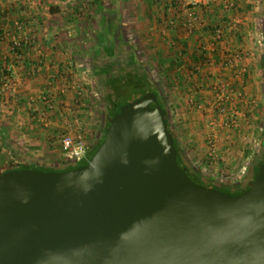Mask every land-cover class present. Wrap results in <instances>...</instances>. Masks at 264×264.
<instances>
[{
	"label": "water",
	"instance_id": "1",
	"mask_svg": "<svg viewBox=\"0 0 264 264\" xmlns=\"http://www.w3.org/2000/svg\"><path fill=\"white\" fill-rule=\"evenodd\" d=\"M157 98L123 105L86 166L0 175V264H264V165L230 197L191 180Z\"/></svg>",
	"mask_w": 264,
	"mask_h": 264
},
{
	"label": "crops",
	"instance_id": "2",
	"mask_svg": "<svg viewBox=\"0 0 264 264\" xmlns=\"http://www.w3.org/2000/svg\"><path fill=\"white\" fill-rule=\"evenodd\" d=\"M174 1L91 0L84 8L81 2L73 4L71 0H0L3 144L20 140L43 142L49 148L56 144L66 111L78 107L75 99L83 94L79 85L84 73L73 60V53L78 52L73 38L86 30L82 20L93 24L95 36L132 38L134 34L141 49L155 53L158 70L166 73L172 84L173 94L166 109L176 139L177 130L185 128L199 132L205 140L204 118L194 103L209 102L208 87L219 71L206 67L196 71L199 47L208 43L213 28L224 27L225 37L215 53V64L218 68L227 64L221 77L248 97L251 122L241 130L252 135L264 105V49L258 45L264 38V0H232V9L225 8L230 0H185L195 4L205 22V28L191 35L182 26L185 13L170 7ZM77 21L82 25L77 26ZM25 38L33 43L24 46L18 57L13 44ZM124 43L130 51L131 43ZM37 66L42 67L40 73L35 71ZM238 70L243 71L241 77Z\"/></svg>",
	"mask_w": 264,
	"mask_h": 264
},
{
	"label": "rangeland",
	"instance_id": "3",
	"mask_svg": "<svg viewBox=\"0 0 264 264\" xmlns=\"http://www.w3.org/2000/svg\"><path fill=\"white\" fill-rule=\"evenodd\" d=\"M82 22L77 21L76 24L77 26L82 25L83 29L86 30L81 31L76 38H73L78 49V52L73 53V60L78 61L81 65L79 71L84 73V80H81L79 85V89L82 90L83 94L75 99V101H78L75 105L78 107H70V110L66 111L68 115H65V120L60 123L61 129L54 146L49 148L43 142L24 143L21 140L16 143L12 142L15 148L37 163L39 167L45 169L63 170L68 165L62 155L61 138L67 132L73 120L81 119L82 132L89 150H91L97 139L104 137L108 118L103 92L99 88L97 80V72L105 65H123L129 61H127V57L132 55L137 61V65L142 68L154 87L159 91L166 105L171 102L170 98L173 91L171 90V80H168L169 76L158 70L154 52L150 53L141 49L136 35L132 34L130 36L132 38L120 35L118 37L104 36L101 38L93 33L91 22H87V20H82ZM126 40L131 43L130 51H128V44L124 43ZM179 120L183 122L182 117ZM257 123L258 126L254 129L252 135L249 132L248 135L242 134V137L238 136V139H235L238 146L233 155L218 163H214L208 158L205 147L206 142L199 132H190L185 128L177 130V145L187 165L200 174L205 182L222 187L237 188L249 178L250 168L259 157L260 148L264 145V105ZM4 138L6 137L0 139V146L3 145ZM9 141L11 142V140ZM0 165H2L1 161Z\"/></svg>",
	"mask_w": 264,
	"mask_h": 264
},
{
	"label": "built area",
	"instance_id": "4",
	"mask_svg": "<svg viewBox=\"0 0 264 264\" xmlns=\"http://www.w3.org/2000/svg\"><path fill=\"white\" fill-rule=\"evenodd\" d=\"M210 2V0H208ZM71 2H81L86 8L91 4V0H71ZM24 2L22 6L24 7ZM234 1L230 0L225 5L226 9L234 8ZM170 7L179 8L185 13L183 28L188 35L193 34L197 29L205 28V22L195 10V4L191 5L185 0H176ZM81 10H83L81 8ZM172 25V24H171ZM21 28L20 25H18ZM211 30V29H210ZM225 28L215 27L211 30L210 40L199 47V63L196 71L202 68H212L218 70L212 84L208 87L211 99L207 103H194L195 108L201 112L207 131L205 137V147L208 158L214 163L224 161L235 152L238 146L235 139L242 137V127L249 126L251 115L249 112V100L245 93L232 86L229 81L221 77V72L226 68L227 64H223L220 68L215 64V53L219 45L224 41ZM33 40L25 38L22 41L14 42L13 52L19 57L21 50L26 45H31ZM258 45L264 49V38ZM239 67L240 65H236ZM42 67H35L36 72H41ZM243 75L242 70H238L237 76ZM214 76V73H213ZM81 119L73 120L68 127L67 132L61 138V150L65 161L73 165H81L89 162V147L82 132ZM243 141V139L241 138ZM245 170L247 168H244Z\"/></svg>",
	"mask_w": 264,
	"mask_h": 264
},
{
	"label": "trees",
	"instance_id": "5",
	"mask_svg": "<svg viewBox=\"0 0 264 264\" xmlns=\"http://www.w3.org/2000/svg\"><path fill=\"white\" fill-rule=\"evenodd\" d=\"M97 80L99 83V88L102 90V94L104 97V102L106 103V115L108 118L107 125L105 127V131L110 126V121L114 117V115L119 111V109L135 100L140 99L146 95H152L158 99L162 110L166 114L167 124L170 128V122L168 118V112L166 109V103L164 99L161 97L159 91L154 87L150 79L147 77L146 73L142 70L141 67L137 65L136 60L130 59L125 64H118L115 66L105 65L100 68L97 72ZM103 142V141H102ZM175 146L178 150V162L181 168L186 169L188 177L193 180L195 183L205 186L204 180L202 176L192 170L186 163L185 159L182 156V153L175 141ZM102 144V143H101ZM99 145V147L101 146ZM97 148V150L99 149ZM264 149V146L261 148ZM96 150L91 153L89 156V161L95 154ZM263 150L261 155H263ZM264 156V155H263ZM261 157L259 158L260 161ZM262 160V159H261ZM0 161L3 164L2 170L0 171V175L10 170H38L44 172H65L69 170H73L81 165L86 166L88 162L81 165H73L69 164L63 169H45L39 167L37 163L33 160H30L25 154L15 148L12 143L3 144L0 146ZM6 162H10V165H7ZM259 163H262L261 161ZM254 173V177L257 176L258 170Z\"/></svg>",
	"mask_w": 264,
	"mask_h": 264
},
{
	"label": "flooded vegetation",
	"instance_id": "6",
	"mask_svg": "<svg viewBox=\"0 0 264 264\" xmlns=\"http://www.w3.org/2000/svg\"><path fill=\"white\" fill-rule=\"evenodd\" d=\"M129 60L131 59H134V57L131 55V56H129V57H127ZM135 60V59H134ZM137 62V61H136ZM168 118H169V115H168ZM173 137H174V141H176V137L174 136V134H173ZM104 138H105V135H104V137H102V138H99V139H97L95 142H94V145H93V147L91 148V150H89V156L91 155V153L93 152V151H97V148L99 147V145L102 143V141L104 140ZM103 139V140H102ZM264 146V145H263ZM262 146V147H263ZM261 147V148H262ZM260 148V153H262V150H263V152H264V149H261ZM259 153V157H257V159L255 160V162L252 164V167L250 168V176H249V178H247V180L244 182V184H242V185H240L239 187H235V188H233V187H222V186H219V185H215V184H211V183H207V182H205L204 181V187H206V188H209V189H217V190H219V191H221V192H223V193H226V194H228L230 197H239V196H241V195H244L245 193H247L249 190H250V188H251V186L253 185V183H254V179L256 178V177H254V173H255V171L257 170V168L258 167H261L262 165H264V153H263V155H261ZM261 157V159H260V161L262 162V163H259L260 161H259V158ZM6 164L7 165H10V162H6ZM2 166H3V164L2 165H0V171L3 169L2 168ZM81 166H83V165H81ZM81 166H79V167H81ZM251 177V178H250Z\"/></svg>",
	"mask_w": 264,
	"mask_h": 264
}]
</instances>
